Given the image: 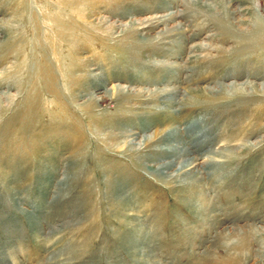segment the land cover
<instances>
[{"label":"rangeland","instance_id":"obj_1","mask_svg":"<svg viewBox=\"0 0 264 264\" xmlns=\"http://www.w3.org/2000/svg\"><path fill=\"white\" fill-rule=\"evenodd\" d=\"M262 28L264 0H0V264H264Z\"/></svg>","mask_w":264,"mask_h":264},{"label":"bare ground","instance_id":"obj_2","mask_svg":"<svg viewBox=\"0 0 264 264\" xmlns=\"http://www.w3.org/2000/svg\"><path fill=\"white\" fill-rule=\"evenodd\" d=\"M218 23L221 25L222 30L229 36L233 35L232 30L230 29V24L228 21H225L223 19H217ZM166 22V21H165ZM261 31H264V28L261 29ZM246 41V39H244ZM199 49H202V47H198Z\"/></svg>","mask_w":264,"mask_h":264}]
</instances>
